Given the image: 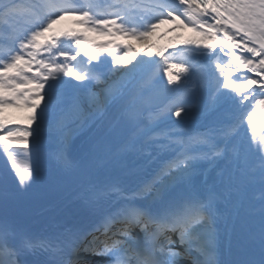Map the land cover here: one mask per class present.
I'll return each mask as SVG.
<instances>
[{
    "label": "snow or ice",
    "instance_id": "snow-or-ice-1",
    "mask_svg": "<svg viewBox=\"0 0 264 264\" xmlns=\"http://www.w3.org/2000/svg\"><path fill=\"white\" fill-rule=\"evenodd\" d=\"M139 7L0 0V264H264V0ZM65 16L83 31L53 32ZM164 24L192 35L150 51ZM19 107L27 123L6 121ZM49 121L57 175L41 196L72 189L80 211L38 236L19 224L40 179L22 161Z\"/></svg>",
    "mask_w": 264,
    "mask_h": 264
},
{
    "label": "bare ground",
    "instance_id": "bare-ground-1",
    "mask_svg": "<svg viewBox=\"0 0 264 264\" xmlns=\"http://www.w3.org/2000/svg\"><path fill=\"white\" fill-rule=\"evenodd\" d=\"M146 2H148V0H144ZM75 22V17L70 16V22L68 23V25L66 26L65 31L68 30H74L73 27L75 25H73V23ZM56 29L55 25L53 26V29ZM62 29H58L57 31L54 32H60ZM48 34H46L47 36ZM50 35V34H49ZM192 35L191 31L188 29H177L176 32H170L169 30L165 32V34L161 35L159 38H157L156 40H154V42H148V45H151V47L149 48L150 51H156L160 48H164L166 46H169L170 44L174 43V38L176 36H179L182 40L186 39L188 37H190ZM147 45L144 44L142 46V50L146 47ZM139 51V52H142ZM171 51V49H169ZM137 59H134L130 64L127 65V67H131L132 64L136 63V60L138 59H147L148 57H144V56H137ZM154 59H159V58H154ZM159 67V76L162 77L163 76V63L160 62L158 64ZM155 71V69H154ZM190 87H195V84H190ZM202 107V104H197L196 108L198 109L197 113H196V117L199 119H203L205 113H202L199 111V109ZM22 109H25L23 107H19L18 109H15V111L9 112L5 115L4 118H11L14 119L13 122H16L18 124H21V118H19V112H21ZM243 115V113L241 112H228L225 114V118H232L233 116L235 117V119L238 121L240 116ZM195 119H193V121H191L192 123H195ZM22 125V124H21ZM68 131V129H66V132ZM261 132H264V128H260L258 127L257 129V140H259V134ZM90 137V133L87 132V129H84L76 134H74L72 136V142H73V147L76 148V146L81 143L84 142L85 139ZM89 140V139H88ZM46 147L45 149L49 150V151H54V153H57L59 151V142L58 139L56 137V133L54 131V129L51 130H41L40 131V136H39V150H41L42 148ZM50 162H44V163H38V162H33L31 165L32 166H38L39 168V173H40V179L37 183V185L35 186V189H39V188H43L48 186L49 184H51L57 173L55 170V160L51 159L49 160ZM52 170V171H50ZM54 171V172H53ZM53 172V173H52ZM205 173H207V175L210 177L212 175V170L211 168H206L204 170ZM258 195V193H257ZM60 203V202H59ZM57 203H55L54 205H56ZM54 207V206H53Z\"/></svg>",
    "mask_w": 264,
    "mask_h": 264
},
{
    "label": "rangeland",
    "instance_id": "rangeland-1",
    "mask_svg": "<svg viewBox=\"0 0 264 264\" xmlns=\"http://www.w3.org/2000/svg\"><path fill=\"white\" fill-rule=\"evenodd\" d=\"M66 23H67V20H65L63 22L60 21V22H58V25L59 26H64ZM172 26L173 25H171V24L160 25L159 28L156 30V32L151 37H148V42H153L154 41V39L156 38V35L158 34V31H159V33H161V31H163L164 28H167V29L169 28L170 29ZM80 31H83V29L81 28ZM86 36L88 38L92 39L94 42H97V43L104 42V41H107L109 39H112L113 42L116 43V44H120V45H131L135 49V51H137L138 48L140 49V47L142 48V46L144 45V43L137 42L134 39H125L123 37L109 38V37H104V36H97L94 33H90V32L87 33ZM138 52H139V50H138ZM104 58H106V57H104ZM132 59L133 58H132V55L131 54H129V55H127V56L124 57V60L125 61H129V60L131 61ZM104 67L107 69L108 66L106 65ZM10 109H11L10 111H12L15 108H10ZM8 110L9 109H5L4 110L3 116H5V114L7 113ZM29 111H30L29 109H26L25 111H22L19 114V118H21L22 120H25L26 123H27V117L29 115ZM47 123H49L51 125V123L49 121V122H46L44 126H46Z\"/></svg>",
    "mask_w": 264,
    "mask_h": 264
}]
</instances>
